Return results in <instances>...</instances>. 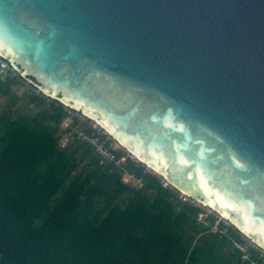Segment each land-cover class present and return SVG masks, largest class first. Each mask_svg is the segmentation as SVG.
Segmentation results:
<instances>
[{
    "label": "water",
    "instance_id": "water-1",
    "mask_svg": "<svg viewBox=\"0 0 264 264\" xmlns=\"http://www.w3.org/2000/svg\"><path fill=\"white\" fill-rule=\"evenodd\" d=\"M0 52L264 247V0H0Z\"/></svg>",
    "mask_w": 264,
    "mask_h": 264
},
{
    "label": "trees",
    "instance_id": "trees-1",
    "mask_svg": "<svg viewBox=\"0 0 264 264\" xmlns=\"http://www.w3.org/2000/svg\"><path fill=\"white\" fill-rule=\"evenodd\" d=\"M24 82L0 74V264H264L238 228L213 231L215 219L180 200L160 178L133 161L123 169L142 180L122 182L94 148L65 131L64 104H48L30 90L32 115H12ZM247 247L244 251L236 246Z\"/></svg>",
    "mask_w": 264,
    "mask_h": 264
},
{
    "label": "built area",
    "instance_id": "built-area-1",
    "mask_svg": "<svg viewBox=\"0 0 264 264\" xmlns=\"http://www.w3.org/2000/svg\"><path fill=\"white\" fill-rule=\"evenodd\" d=\"M0 74L4 77L17 78L27 85L34 95L40 96L48 104L55 101L56 98L47 94L43 91L37 84H35L31 79L23 74L11 61H9L0 52ZM58 100V99H57ZM60 101V100H59ZM64 104V107L68 113V117L64 121H68L69 124L63 127L67 129L75 119H79L80 122H85V127L82 129H75L72 131H65L60 140L61 146L68 145L74 138V136L81 141L92 146L95 152L98 154L101 163L111 166V172L119 171L121 173V180L123 183L133 186H138L142 183V180L137 178L135 174L124 170L122 167L128 161H133L137 164H141L146 167V170L157 175L163 186L173 189L179 196L180 200L183 202H188L200 209L198 213V220L200 222L207 223L210 216H213L215 222L213 224V231L218 233H227L230 228H237L233 222L227 217L223 216L216 208L206 204L199 198L191 196L184 190L179 189L177 186L173 185L169 179L162 173L156 171V169L144 164L142 160L131 150L125 147L123 143L118 141L111 133L108 131L98 120L85 115L79 110L73 109L69 104L60 101ZM66 124V123H65ZM241 238L246 241L247 235L242 231L239 232ZM250 246L255 248L259 255L264 257V247L256 243L252 238H250ZM247 242V241H246ZM236 246L244 251L247 247L239 242ZM246 248V249H245ZM262 250V251H260ZM253 264H257L254 262Z\"/></svg>",
    "mask_w": 264,
    "mask_h": 264
},
{
    "label": "rangeland",
    "instance_id": "rangeland-1",
    "mask_svg": "<svg viewBox=\"0 0 264 264\" xmlns=\"http://www.w3.org/2000/svg\"><path fill=\"white\" fill-rule=\"evenodd\" d=\"M14 90L19 95H21V99L19 100L17 105L11 107L12 115L14 117H17L20 115H32L36 111L37 107L35 106V104L30 103V98H29L30 88L27 85H25V83H23V84L16 85L14 87ZM11 99H12L11 96H5V95L0 94V113L9 112L10 110L9 104L11 102ZM67 124H69V122L64 121L62 126L67 125ZM246 241L247 243H251L250 237L247 238Z\"/></svg>",
    "mask_w": 264,
    "mask_h": 264
},
{
    "label": "bare ground",
    "instance_id": "bare-ground-1",
    "mask_svg": "<svg viewBox=\"0 0 264 264\" xmlns=\"http://www.w3.org/2000/svg\"><path fill=\"white\" fill-rule=\"evenodd\" d=\"M67 103V102H66ZM69 104V103H68ZM89 113V112H88ZM91 116L92 115H94V114H91V113H89ZM206 204H208L209 205V203H206ZM210 206H212V205H210ZM212 207H214V206H212ZM215 208V207H214ZM217 209V208H216ZM223 216H225V217H229L227 214H225V213H223L222 211H219ZM232 220V219H231ZM242 229V228H241ZM243 230V229H242ZM244 231V230H243ZM245 232V231H244ZM247 234V233H246Z\"/></svg>",
    "mask_w": 264,
    "mask_h": 264
}]
</instances>
